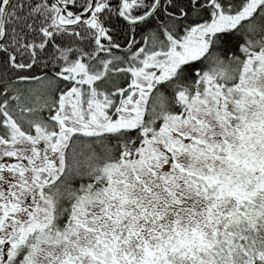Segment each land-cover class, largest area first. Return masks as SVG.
Instances as JSON below:
<instances>
[{
    "label": "snow or ice",
    "instance_id": "snow-or-ice-1",
    "mask_svg": "<svg viewBox=\"0 0 264 264\" xmlns=\"http://www.w3.org/2000/svg\"><path fill=\"white\" fill-rule=\"evenodd\" d=\"M0 264H264V0H0Z\"/></svg>",
    "mask_w": 264,
    "mask_h": 264
}]
</instances>
